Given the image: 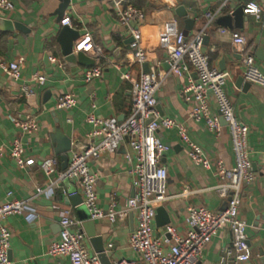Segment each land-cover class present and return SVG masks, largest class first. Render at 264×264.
<instances>
[{"label": "crops", "instance_id": "1", "mask_svg": "<svg viewBox=\"0 0 264 264\" xmlns=\"http://www.w3.org/2000/svg\"><path fill=\"white\" fill-rule=\"evenodd\" d=\"M250 1L261 6L260 19L244 14L241 29L219 24L222 17ZM12 2L13 10H0V57L9 62L23 57L25 64L18 82L0 69V144L10 148L20 139L26 145L25 157L35 160L32 166L21 169L8 155L0 157V203L12 199L27 201L22 215L10 216L7 220L12 234L10 257L13 264H70L67 258L49 255L52 244L60 240V220L65 208L71 209L76 222L74 230L85 234L84 246L90 255L97 254L89 232L101 237L105 248H111L105 261L100 260L101 264L121 260L139 263V257L129 247L130 236L137 225L135 214L128 213L116 223L107 218L93 221L83 204L76 205L75 200L63 193V190L77 192L83 200L78 186L68 181L62 188L34 198L36 188L48 183L40 168L44 159L57 157L60 170L64 171V155L68 154L70 164L75 152L97 141L88 137L92 130L87 123L90 115L101 119L116 118L121 122L130 115L132 81L146 70L145 64L134 62L130 28L119 22V13L127 7L144 11L145 20L140 28L151 57L148 65L165 75L156 94L159 115L184 124L190 139L203 148L213 162L222 161L227 168H232L235 162L228 127L223 122L222 135L217 137L203 123L190 118L192 106L181 98L187 79L169 74V48L180 33L190 38L204 30L208 38L204 51L211 67L221 71L220 63L225 60V71L231 75L225 93L236 117L249 127V150L255 172V181L245 188L240 208V216L248 224L247 235L253 253L249 264H264V87L251 85L244 89L242 84L238 85L239 78L244 79V70L241 54L232 39L234 32L245 38L246 52L255 56L256 66L264 74V0H71L62 15L63 0ZM207 11L219 12L208 27ZM184 12L195 21L194 25L189 26L185 18L180 17ZM67 16L72 20L71 28L80 35L89 32L95 47L100 49L99 55L96 51L85 55L89 67H71L65 61L58 39L64 27L61 21ZM63 62L67 66L65 69L59 66ZM93 68H100L102 76L86 82L83 74ZM125 74L131 81L123 79ZM36 75L46 78L44 85L33 80ZM193 78H197L195 73ZM244 83L247 82L244 80ZM23 86L33 89L34 95L25 97L21 92ZM65 94H74L77 105L61 111L56 107L57 99ZM211 105L216 113L213 99ZM10 114L34 116L38 131L23 135L10 121ZM158 137L170 146L169 152L160 159L168 173L169 198L159 207L164 212L154 226V237L164 239L168 237L170 226L182 235L187 233L189 208L221 212L226 210L227 201L214 189L218 180L213 171L204 170L191 161L189 149L176 129H162ZM62 148L67 151H59ZM129 152L130 146L125 142L115 154L89 162L91 173L97 177L99 206L104 211L113 201L117 210L123 211L126 201L134 196L132 164L126 157ZM9 192H13L10 198ZM168 219L170 223L166 224ZM232 242L228 228L220 231L206 247L200 264H233L227 256Z\"/></svg>", "mask_w": 264, "mask_h": 264}, {"label": "built area", "instance_id": "2", "mask_svg": "<svg viewBox=\"0 0 264 264\" xmlns=\"http://www.w3.org/2000/svg\"><path fill=\"white\" fill-rule=\"evenodd\" d=\"M13 9L12 0H0V10ZM243 12L256 19L262 16V8L256 1L246 3ZM218 13H205L206 27L215 20ZM144 20L145 13L138 8L127 7L119 13V22L130 28L133 59L140 65L151 61L140 28ZM61 24L72 27V20L67 16ZM204 38V30L190 38L183 33L177 36L176 43L169 48V74L187 79V84L181 90V98L185 103L191 104L190 118L194 122L203 123L206 129L217 137L222 135L223 122L226 124L235 162L232 168H227L222 161L213 162L204 149L190 139L184 124L159 115L156 94L165 75L159 74L154 67L132 81L131 111L126 120L121 122L116 118L101 119L92 114L87 118V123L92 127L88 137L97 140L95 143L75 152L64 171L60 170L57 157H48L40 163L48 183L36 188L34 198L55 188H62V184L68 181L78 186L83 197L82 204L89 211L93 221L107 218L116 223L128 213L136 215L137 225L130 236L129 247L139 257V263L121 260L114 264H200L206 247L226 228L233 237L232 246L227 250V256L233 260V264H249L252 260L253 253L247 235L248 224L240 216L244 190L255 181L249 150V127L236 117L234 107L225 93V87L231 79L230 73L211 67L210 58L204 51ZM232 39L241 54L244 80L252 85L264 87V74L257 68L255 56L246 52L245 38L239 32H234ZM95 51L97 55L100 54V49L95 47L89 32L80 35L74 42L75 55H89ZM24 64L23 57L11 62L0 57V69L15 82L21 80ZM59 66L61 69L67 67L64 62ZM193 73L196 74V79L193 78ZM101 76L100 68L88 69L83 74L86 82ZM123 79L131 81L130 76L126 74ZM33 80L39 85H44L46 78L36 75ZM21 92L25 97L34 95V90L28 86H23ZM212 99L216 104V113L212 111ZM76 105V96L65 94L57 99L56 107L62 111L70 110ZM9 119L23 135L38 131V122L34 116L10 114ZM162 129H176L181 141L189 149L191 161L204 170L213 171L218 180L214 189L227 201V208L221 212H213L207 208L191 207L188 210L187 233L182 235L175 227L170 226L167 228L168 237L159 239L154 237L157 210L169 198L168 173L160 164V159L169 152L170 146L158 137V132ZM125 142L130 146L126 157L132 164L131 175L135 193L126 201L123 211L117 210L114 201L109 209L104 211L99 206L97 177L91 173L89 162L115 154ZM25 154L26 145L20 139H16L10 148L0 144V157L8 155L21 169L35 164V160L27 159ZM63 193L67 197L77 194L67 190H63ZM12 195L13 192L8 193L9 198ZM26 204L27 201L19 199L0 203V264H13L10 259L12 234L7 220L10 216L22 215ZM75 226L71 209L65 208L60 220V240L52 244L49 255L67 258L70 264H101L98 255L92 256L88 253L84 246L85 234L74 230Z\"/></svg>", "mask_w": 264, "mask_h": 264}, {"label": "water", "instance_id": "3", "mask_svg": "<svg viewBox=\"0 0 264 264\" xmlns=\"http://www.w3.org/2000/svg\"><path fill=\"white\" fill-rule=\"evenodd\" d=\"M71 0H63V5L61 7V12L60 15H62V13L64 11H66V9H68L69 4H70ZM244 6L239 7L237 10H235L234 12H232L229 16H225L222 17L219 20V24L222 27H227L229 29H241L243 27V23L245 20V15H244ZM180 17L185 18V23L190 25H194L195 21L192 20L191 18L188 17L187 12H184L182 14H180ZM13 24H12V28L11 30H13ZM15 27H18L15 25ZM191 29V28H188ZM80 33L74 29H72L69 26H64L62 28V31L60 33L58 42L61 46L62 49V53L63 56L65 58V61L67 62V64L71 67H77V65H82L85 67H89V64L87 63V59L85 57V55L83 53H79L77 55L73 54V45L74 42L79 38ZM207 37L204 38V45H207ZM132 41V40H131ZM220 69L221 71H225L226 70V64H225V60H222L220 63ZM145 70L146 73L149 72L150 68L148 64H145ZM242 84V86H244V89H247L249 87H251V83H244V79L241 77L238 80V85ZM226 125V124H225ZM68 138H71V136L68 133ZM61 152H66L67 150L65 148H62L61 150H59ZM63 161V169L66 170L68 165H69V156L68 154L64 155L62 158ZM78 198V199H75ZM70 200L74 201L76 205H81L83 203V200L81 198H79L77 195L72 196L70 198ZM164 210L162 208H158L157 210V218L156 220H159L161 214H163ZM170 223V219H168L166 221V224ZM91 226V224L89 225ZM89 237L92 239L93 244L95 245V251L96 254L98 255L99 259L101 261H105V259L108 257V254H110L111 248H105L102 238L101 237H97L96 234H94V232H89ZM11 259V257H10Z\"/></svg>", "mask_w": 264, "mask_h": 264}]
</instances>
